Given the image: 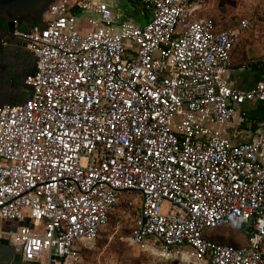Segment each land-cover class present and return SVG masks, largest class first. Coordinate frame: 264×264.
Instances as JSON below:
<instances>
[{"label": "built area", "instance_id": "obj_1", "mask_svg": "<svg viewBox=\"0 0 264 264\" xmlns=\"http://www.w3.org/2000/svg\"><path fill=\"white\" fill-rule=\"evenodd\" d=\"M129 2L143 24H117L105 0H54L50 27L0 28V45L19 40L36 58L27 105L0 110V239L23 263L80 264L127 193L141 251L264 264V127L241 144L220 132L264 102V80L224 79L250 21L217 30L197 16L204 0ZM228 226L246 247L203 236Z\"/></svg>", "mask_w": 264, "mask_h": 264}, {"label": "crops", "instance_id": "obj_2", "mask_svg": "<svg viewBox=\"0 0 264 264\" xmlns=\"http://www.w3.org/2000/svg\"><path fill=\"white\" fill-rule=\"evenodd\" d=\"M126 1L129 2V0H105L114 16L119 18L117 24L123 21L143 24L145 19L141 17L140 9L134 5L135 7L131 8L135 12L127 11L124 4ZM204 2L205 5L197 16L211 18L217 30L237 27L245 19L251 23L250 28L232 50L231 67L224 73L227 85L232 89L248 90L262 82L264 80V7H217V0L213 3H208L207 0ZM136 13L141 19L140 22ZM263 127L264 102L254 101L241 106L237 117L223 126L220 132L225 138L241 144L258 136Z\"/></svg>", "mask_w": 264, "mask_h": 264}, {"label": "water", "instance_id": "obj_3", "mask_svg": "<svg viewBox=\"0 0 264 264\" xmlns=\"http://www.w3.org/2000/svg\"><path fill=\"white\" fill-rule=\"evenodd\" d=\"M54 0H0V19L5 29L13 32V22L17 21L18 32H29L37 26L50 27L44 24L43 17ZM19 40L6 45L0 52V110L2 106L23 107L28 99L31 87L25 83L26 77L36 72V58L26 50L16 48ZM14 51V53H12ZM28 221L18 226L27 225ZM7 230V226H3ZM15 229H13L14 231ZM0 264H37L23 263L19 255H15L13 247L6 239H0Z\"/></svg>", "mask_w": 264, "mask_h": 264}, {"label": "rangeland", "instance_id": "obj_4", "mask_svg": "<svg viewBox=\"0 0 264 264\" xmlns=\"http://www.w3.org/2000/svg\"><path fill=\"white\" fill-rule=\"evenodd\" d=\"M208 3L215 0H207ZM125 9L135 12L131 7H135L126 1ZM217 7H264V0H217ZM226 5V6H223ZM137 20L140 22L138 13ZM6 28V27H5ZM124 202L114 207L110 211V218L102 230L100 239L92 245H87L83 249L82 261L80 264H182L183 261L175 254L165 258L161 255L141 251L138 246H133L129 242L130 232L133 228L138 200L133 194H124ZM216 236L225 240L223 236H230L236 240H231V244L242 247L245 245V237L242 230L233 227L219 228L215 232ZM151 244V242H149Z\"/></svg>", "mask_w": 264, "mask_h": 264}, {"label": "trees", "instance_id": "obj_5", "mask_svg": "<svg viewBox=\"0 0 264 264\" xmlns=\"http://www.w3.org/2000/svg\"><path fill=\"white\" fill-rule=\"evenodd\" d=\"M123 202H124L125 205H128V203H129L128 201H127V203H126L125 201H122V199H121V203H123ZM139 209H140V203L138 202L136 212H134V213H135V218H136V217L138 216V214H139ZM109 218H110V216H109ZM228 227H233V226H228ZM133 228H134V224H133ZM133 228L131 229L130 235H131L132 232H133ZM223 228H224V227H223ZM225 228H227V227H225ZM233 228L238 229V230L240 229V228H237V227H233ZM218 229H219V228H218ZM218 229H214V230H209V229H207V230H205L204 233H203L204 238H206V239H208V240H210V241H213V242H217V243H221V244H228V245L235 246V245L231 244V242H230L231 240H236L235 238L230 237V236H223V237H225V240H223V239H220L219 237H217L216 234H215V232H216ZM240 230H241V229H240ZM242 233H243V231H242ZM243 234H244V233H243ZM244 237H245V245L242 246V247H238V246H235V247H237V248H244V247L247 246L248 239H247V237L245 236V234H244Z\"/></svg>", "mask_w": 264, "mask_h": 264}, {"label": "flooded vegetation", "instance_id": "obj_6", "mask_svg": "<svg viewBox=\"0 0 264 264\" xmlns=\"http://www.w3.org/2000/svg\"><path fill=\"white\" fill-rule=\"evenodd\" d=\"M5 27L4 22L0 19V28ZM5 51V47L3 45H0V52Z\"/></svg>", "mask_w": 264, "mask_h": 264}, {"label": "bare ground", "instance_id": "obj_7", "mask_svg": "<svg viewBox=\"0 0 264 264\" xmlns=\"http://www.w3.org/2000/svg\"><path fill=\"white\" fill-rule=\"evenodd\" d=\"M182 264H187V263H182Z\"/></svg>", "mask_w": 264, "mask_h": 264}]
</instances>
